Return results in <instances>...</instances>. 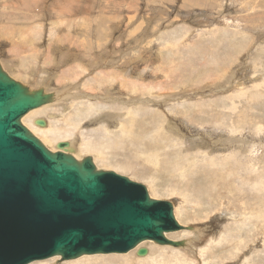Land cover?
Returning <instances> with one entry per match:
<instances>
[{
    "label": "rangeland",
    "instance_id": "1",
    "mask_svg": "<svg viewBox=\"0 0 264 264\" xmlns=\"http://www.w3.org/2000/svg\"><path fill=\"white\" fill-rule=\"evenodd\" d=\"M184 1L179 10L182 0H0L2 69L56 96L22 123L49 149L69 141L76 158L171 201L187 227L166 233L181 247L146 240L125 253L29 264H264V0ZM73 7L135 10L123 35L138 32L120 45L110 28L93 31L78 44L81 59L64 63L52 35ZM93 45L111 54L95 59Z\"/></svg>",
    "mask_w": 264,
    "mask_h": 264
},
{
    "label": "water",
    "instance_id": "2",
    "mask_svg": "<svg viewBox=\"0 0 264 264\" xmlns=\"http://www.w3.org/2000/svg\"><path fill=\"white\" fill-rule=\"evenodd\" d=\"M52 97L0 64V264L125 253L146 240L181 247L183 241L163 235L187 229L171 201L150 197L145 185L97 167L88 155L76 161L69 141L51 151L22 123ZM146 252L137 249L140 256Z\"/></svg>",
    "mask_w": 264,
    "mask_h": 264
},
{
    "label": "crops",
    "instance_id": "3",
    "mask_svg": "<svg viewBox=\"0 0 264 264\" xmlns=\"http://www.w3.org/2000/svg\"><path fill=\"white\" fill-rule=\"evenodd\" d=\"M75 1V0H73ZM158 1H168L169 4H172L174 0H158ZM180 8L182 10L187 8V5L184 0H182V3H180L179 10ZM77 13H80L77 14ZM84 13L86 15H84ZM132 16L133 20L135 18V10L132 12H125L124 10H121L119 8V11L116 12H109L108 10L101 11L100 9H93L92 7L89 10H78L75 13V9L66 11L65 15V21H58L64 24V32L63 34H57V35H52L53 38L58 37L59 42L65 47L63 50L64 52L62 53L63 57L66 55L64 63H68L70 58L69 54H73L75 61L77 59H81V56L78 54V44L81 41V38L83 36L89 38L91 41H93V31L98 33V31L101 32H107V30L110 28L111 29V37H112V44L115 43H120L125 42V40H129L130 37L133 34H137L138 29L136 31H131L128 35H123L124 29H125V24L128 21V18ZM65 22V23H63ZM135 22V21H134ZM77 27V33L74 34V28ZM116 32H119L122 37L118 38L116 36ZM104 37V35H101V39ZM87 45V43H84ZM109 46H107L106 49H108ZM93 57L95 59H99L102 56L109 55L111 53L108 52H103L101 51L100 48H98L96 45H93ZM109 51V50H108ZM78 55V57H77ZM110 56H107L105 58H108ZM72 59V60H73ZM71 60V61H72ZM76 63V62H75ZM74 63V66H78ZM66 65V64H65ZM80 66V65H79ZM66 69L65 76H69L70 72H68V69Z\"/></svg>",
    "mask_w": 264,
    "mask_h": 264
},
{
    "label": "bare ground",
    "instance_id": "4",
    "mask_svg": "<svg viewBox=\"0 0 264 264\" xmlns=\"http://www.w3.org/2000/svg\"><path fill=\"white\" fill-rule=\"evenodd\" d=\"M44 89V88H43ZM45 90V89H44ZM46 91V90H45ZM47 92V91H46ZM52 93V100L51 101H53V99L55 100L56 99V96H54V93L53 92H51ZM51 101H49V103H51ZM45 105V104H44ZM42 106V105H41ZM40 107V106H39ZM38 108V107H37ZM35 109V108H34ZM48 109V108H47ZM32 110V109H31ZM30 111V110H29ZM44 111H46V110H44ZM30 120V119H29ZM37 120L38 119H34V122L35 123H37ZM43 120V119H42ZM44 121V120H43ZM45 122V121H44ZM38 124V123H37ZM40 125V124H39ZM37 126V125H36ZM45 127V126H44ZM36 129H38V130H40V129H43V128H41L40 126H37L36 127ZM31 131V130H30ZM57 143V142H56ZM56 145V144H55ZM73 148V146L71 145V143H70V146H69V148H68V151L67 152H69V150H71ZM56 150V147H55V149L54 150H51V151H55ZM59 151H64V150H59ZM72 153V152H71ZM73 154V153H72ZM76 156V154L74 153V155H73V157L75 158V160L76 161H80L83 157H81L80 159H78V158H76L75 157ZM87 156V155H86ZM88 156H90V155H88ZM90 157H92V156H90ZM93 158V157H92ZM98 167V166H97ZM100 168V167H99ZM181 224V223H180ZM182 225V224H181ZM169 232H173V231H167V232H165V233H163V235H164V237L165 238H167L168 239V237L166 236V233H169ZM179 241H183V244H182V246H184L185 245V240H179ZM160 245H167V244H160ZM171 246V245H170ZM175 247H180V246H175ZM83 255H85V254H83ZM88 255V254H87ZM90 255H93V254H90ZM53 256H56V255H53ZM139 256V255H138ZM144 256V255H143ZM149 255H147V256H145V257H139V259H145L146 257H148ZM51 257V256H50ZM129 256H120V257H115V258H120V259H122V260H124V261H126L127 260V258H128ZM56 258V257H55ZM58 258L61 260V258H60V256H58ZM115 258H111V259H115ZM94 259H96V258H83V260H79L78 262H74L73 264H91L92 262H93V260ZM102 259V258H101ZM119 259V260H120ZM130 259H131V256H130ZM163 261V260H162ZM131 262V261H130ZM159 262V261H158Z\"/></svg>",
    "mask_w": 264,
    "mask_h": 264
}]
</instances>
